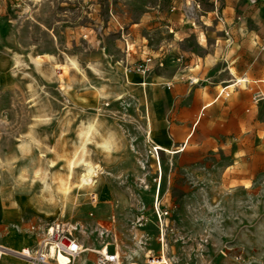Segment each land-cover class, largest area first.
Segmentation results:
<instances>
[{
	"label": "rangeland",
	"instance_id": "1",
	"mask_svg": "<svg viewBox=\"0 0 264 264\" xmlns=\"http://www.w3.org/2000/svg\"><path fill=\"white\" fill-rule=\"evenodd\" d=\"M232 82L181 152L173 91ZM57 222L74 264H264V0H0V264Z\"/></svg>",
	"mask_w": 264,
	"mask_h": 264
},
{
	"label": "built area",
	"instance_id": "2",
	"mask_svg": "<svg viewBox=\"0 0 264 264\" xmlns=\"http://www.w3.org/2000/svg\"><path fill=\"white\" fill-rule=\"evenodd\" d=\"M126 52H129V48L126 46ZM151 63L150 58H146L142 64L137 66L135 69L140 74H146L148 72ZM194 81H191V84ZM231 92L229 88H224L220 91V96L223 98H228ZM91 202H95V196L92 195ZM77 226L75 223H54L49 229V234L47 235V243L52 245L56 255L62 254L67 260H74L82 253V246L80 241L74 237L72 232L76 230ZM163 237L161 238V243ZM25 257L29 258L30 264H46L50 261L45 255H43V250L36 252L34 255H29L27 252L23 253ZM94 264H122L119 254L114 252L99 253ZM148 264H155L153 258Z\"/></svg>",
	"mask_w": 264,
	"mask_h": 264
},
{
	"label": "crops",
	"instance_id": "3",
	"mask_svg": "<svg viewBox=\"0 0 264 264\" xmlns=\"http://www.w3.org/2000/svg\"><path fill=\"white\" fill-rule=\"evenodd\" d=\"M175 65H181V60L179 58H175L174 60L169 61L167 64V66H172V67ZM144 79L146 80V83H147L149 78L146 77L145 75L142 76V79L139 75H134L130 78L132 83H139L140 80L143 81ZM236 80L233 82L235 83ZM234 83L232 85L228 86L227 88L235 87V86H233ZM147 85H149V84L147 83ZM138 86H140V85H138ZM173 93H174V98L178 99L177 103L173 102L174 106L179 104L181 107V114L183 113L186 117V121H191L192 125H193L191 132L187 136H184V135L181 136V138L185 137L181 146H180V148L181 147L183 148V150L181 151V152H183L185 147L187 146V144L189 142V139L193 135V131L195 130L196 126L200 123L204 113L205 112L217 113V111L220 110L222 107V105H221L222 102L220 101V99L221 98L226 99V98H223L222 96H220V92L216 93V91H214V90H209L206 98L204 97L203 93L199 92L196 89L191 90L189 93H186V91L174 90ZM208 99H211L210 101H208L211 103L206 102ZM156 106H157V110L159 111L160 110V108H159L160 103L157 102ZM162 146L165 147L166 149L171 150V151L178 149V148L175 149L174 143H172V145H167V146L162 145ZM177 154H179V153H177ZM177 154H174V155H177ZM174 155H172V156H174ZM34 244H35L34 241L27 242V246L34 247ZM96 244H97L96 242L93 243V241H92V243L90 244L92 246L89 245L88 247L93 249V250L98 249V245L96 246ZM14 249L19 250V249H21V246L19 244H16V247ZM82 259H86V261H87L86 257H81L79 261H81ZM86 261H82L81 263L84 264ZM131 263L136 264V263H134V261L130 260L128 264H131ZM14 264H17V263H14ZM75 264H76V262H75ZM93 264H94V262H93Z\"/></svg>",
	"mask_w": 264,
	"mask_h": 264
},
{
	"label": "bare ground",
	"instance_id": "4",
	"mask_svg": "<svg viewBox=\"0 0 264 264\" xmlns=\"http://www.w3.org/2000/svg\"><path fill=\"white\" fill-rule=\"evenodd\" d=\"M155 153L157 154L156 150H155ZM95 174H96L95 169L92 168L90 165H87L86 173L84 175H82V177H81V181H80L81 185L79 186V188H84V187H88V188L90 187L91 188V186L94 184L93 178H94ZM94 203H96V197H95V202ZM99 213H101V211ZM51 246H50V244L47 243V240L43 243V246H42L43 255H45L50 260V261L46 262V264H51V262H52V264H74L73 260H69L68 261L67 258L64 255H62V254L56 255L55 252H52L51 254H47V251H46L45 248H48V247L50 248ZM83 250H84V248L82 246V252H83ZM26 252L30 256L32 255V249H31L30 246H28V249L27 248H23L19 253H17V255L20 256L23 260L27 261V263H28L29 262V258L25 257L24 254H23V253H26ZM106 252L107 253L109 252L108 245L102 247V251H100L98 253H106ZM154 261H155V264H166V261L162 257H159L158 259H154ZM149 262H151V260H148V263ZM131 264H133V263H131Z\"/></svg>",
	"mask_w": 264,
	"mask_h": 264
}]
</instances>
